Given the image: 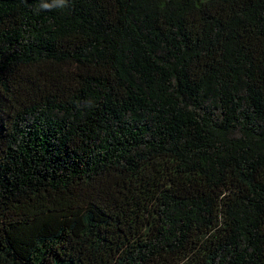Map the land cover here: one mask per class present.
I'll use <instances>...</instances> for the list:
<instances>
[{
	"label": "trees",
	"instance_id": "obj_1",
	"mask_svg": "<svg viewBox=\"0 0 264 264\" xmlns=\"http://www.w3.org/2000/svg\"><path fill=\"white\" fill-rule=\"evenodd\" d=\"M0 264H264V0H0Z\"/></svg>",
	"mask_w": 264,
	"mask_h": 264
}]
</instances>
